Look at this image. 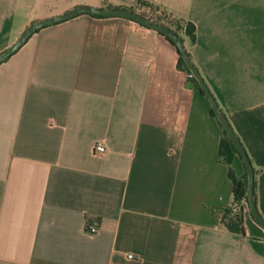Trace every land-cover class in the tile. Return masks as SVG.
I'll return each mask as SVG.
<instances>
[{
	"label": "crops",
	"instance_id": "0c3cea01",
	"mask_svg": "<svg viewBox=\"0 0 264 264\" xmlns=\"http://www.w3.org/2000/svg\"><path fill=\"white\" fill-rule=\"evenodd\" d=\"M142 1L195 23L185 44L252 160L264 216V0H0V51L39 18L151 12ZM179 58L155 28L81 13L0 63V264H264L247 201L246 234L222 221V125ZM231 165L247 171L240 154Z\"/></svg>",
	"mask_w": 264,
	"mask_h": 264
},
{
	"label": "water",
	"instance_id": "95a60500",
	"mask_svg": "<svg viewBox=\"0 0 264 264\" xmlns=\"http://www.w3.org/2000/svg\"><path fill=\"white\" fill-rule=\"evenodd\" d=\"M81 13H97V14L108 15V16H126L134 20H137L143 24H146L147 26L161 30L162 32L168 34L171 38L174 39V41L177 43L185 59L187 66L189 67V69L191 70L195 78L198 80V82L200 83L205 94L210 99L212 107L215 111V114L219 122L221 123L223 128L226 130L230 138L232 139L234 145L236 146L237 150L239 151L240 155L242 156L245 162L246 169H247L248 204L251 208V212L255 220L264 227V216L260 213L258 209L257 201H256L255 168L253 166L252 160L246 148L244 147L242 141L240 140L239 136L237 135L234 128L230 124L226 114L220 107L218 101L216 100V97L214 96L208 83L203 77L200 69L193 61L192 56L190 52L188 51L187 46L185 44L184 38L168 24H165L157 19H154L150 17L149 15H146L143 12L137 11L131 7H118V6L103 7V6H97V5H92V4H79L64 12L45 16V17L39 18L33 21L32 23H30L14 42H12L9 46H7L5 49L0 51V63L6 60L14 52H16L30 38V36L34 32H36L38 29H40L41 27L54 23V22L68 19L70 17H73Z\"/></svg>",
	"mask_w": 264,
	"mask_h": 264
},
{
	"label": "trees",
	"instance_id": "16d2710c",
	"mask_svg": "<svg viewBox=\"0 0 264 264\" xmlns=\"http://www.w3.org/2000/svg\"><path fill=\"white\" fill-rule=\"evenodd\" d=\"M142 3L151 8V12L142 11L144 14L149 15L150 17L157 19L165 24H168L173 29H175L183 38L184 36H189L192 41L196 40V25L193 21L186 20L184 18L174 17L170 15L169 13H167L166 11H159L158 13L157 10L159 8H156L150 2L142 1ZM131 8L136 10L135 7H131ZM92 14L102 15V14H97V13H92ZM158 31L165 34L172 42H174L177 45L174 39L171 38L168 34L162 32L161 30H158ZM178 50L180 52L179 65L185 68L186 70H188V72L190 73V80L194 83V85L198 89H200L203 93H205L200 83L195 78V76L192 74L189 67L187 66L179 47H178ZM212 112L214 113V115H216L213 107H212ZM235 154H240V153L237 150L236 146L234 145L232 139L230 138V136L228 135V133L222 126V138H221V143H220L219 156L222 160L230 164L229 176L232 179L233 184H234V200L232 203L228 204L225 207L224 213L222 216V221L230 230L239 232L241 234H246V226L244 223V209H245V201H248L247 171L242 176L237 175L235 169L231 165ZM93 222H95V220H92L88 217L87 225H86V229L88 231L90 230L88 224L93 223Z\"/></svg>",
	"mask_w": 264,
	"mask_h": 264
},
{
	"label": "built area",
	"instance_id": "2783aa9c",
	"mask_svg": "<svg viewBox=\"0 0 264 264\" xmlns=\"http://www.w3.org/2000/svg\"><path fill=\"white\" fill-rule=\"evenodd\" d=\"M95 150L97 152H103L106 150V146L102 142H98L95 146ZM88 226L90 228V232H96L98 230V222L90 223Z\"/></svg>",
	"mask_w": 264,
	"mask_h": 264
},
{
	"label": "rangeland",
	"instance_id": "374dc122",
	"mask_svg": "<svg viewBox=\"0 0 264 264\" xmlns=\"http://www.w3.org/2000/svg\"><path fill=\"white\" fill-rule=\"evenodd\" d=\"M150 10H151V8H149ZM137 11H139V10H137ZM159 13V12H158ZM247 203H248V201H247Z\"/></svg>",
	"mask_w": 264,
	"mask_h": 264
}]
</instances>
